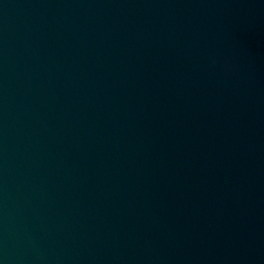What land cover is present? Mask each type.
Segmentation results:
<instances>
[{"label":"water","instance_id":"obj_1","mask_svg":"<svg viewBox=\"0 0 264 264\" xmlns=\"http://www.w3.org/2000/svg\"><path fill=\"white\" fill-rule=\"evenodd\" d=\"M0 264H264V0H0Z\"/></svg>","mask_w":264,"mask_h":264}]
</instances>
